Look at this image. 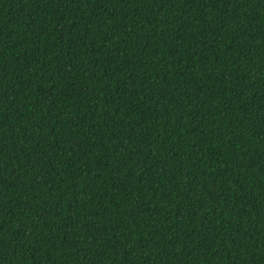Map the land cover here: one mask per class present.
Masks as SVG:
<instances>
[{
  "label": "trees",
  "instance_id": "obj_1",
  "mask_svg": "<svg viewBox=\"0 0 264 264\" xmlns=\"http://www.w3.org/2000/svg\"><path fill=\"white\" fill-rule=\"evenodd\" d=\"M0 264H264V0H0Z\"/></svg>",
  "mask_w": 264,
  "mask_h": 264
}]
</instances>
